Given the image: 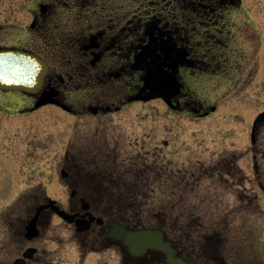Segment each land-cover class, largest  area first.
I'll return each mask as SVG.
<instances>
[{
  "label": "rangeland",
  "instance_id": "374dc122",
  "mask_svg": "<svg viewBox=\"0 0 264 264\" xmlns=\"http://www.w3.org/2000/svg\"><path fill=\"white\" fill-rule=\"evenodd\" d=\"M37 1L0 0V43L23 35ZM223 11L217 36L228 46L212 50L226 60L221 78L188 81L194 99L216 106L207 116L169 111L156 97L103 116L52 104L30 111V98L0 90L1 243L39 204L67 206L66 168L69 182L119 191L106 199L132 221L162 226L193 264H264V122L250 140L264 110V0ZM86 85L66 97L75 108L100 90L118 102L111 88ZM49 221L46 235L72 237L62 219Z\"/></svg>",
  "mask_w": 264,
  "mask_h": 264
},
{
  "label": "flooded vegetation",
  "instance_id": "af4514ba",
  "mask_svg": "<svg viewBox=\"0 0 264 264\" xmlns=\"http://www.w3.org/2000/svg\"><path fill=\"white\" fill-rule=\"evenodd\" d=\"M241 3L242 0H38L21 30L23 35L12 43L1 42L0 48L21 49L46 63L40 90L22 93L33 102L43 91H51L54 100L70 107L69 113L103 116L143 102L133 99L140 90L145 95L155 89L156 93L170 96L171 105L156 97L169 111L203 117L213 112L211 105L193 98L188 81L204 75L221 78L222 69L218 68L226 60L217 59L212 50L228 46L227 40L217 36V32L224 30L220 23L223 10ZM194 21L203 26L211 24L213 30L202 32ZM86 84L111 88L109 94L118 102L106 103L111 99L100 90L88 104L81 99L80 106L75 108L66 97L68 93L82 91ZM63 173L70 198L66 207H60L73 219L67 221L49 208L41 209L34 235L27 236V221L35 214V208L25 223L17 227L18 236L0 242V254L4 253L7 259H0V264H14L17 260V264H167L166 254L160 250L134 254L124 237L115 236L118 228L141 227L163 230L175 254L184 257L162 226L132 221L125 210L120 211L121 205L106 199L119 191L101 188L100 184L87 187L78 181L69 182L66 168ZM50 216L62 219L69 227L72 237L68 241L46 235ZM65 253L73 259L64 258Z\"/></svg>",
  "mask_w": 264,
  "mask_h": 264
},
{
  "label": "water",
  "instance_id": "95a60500",
  "mask_svg": "<svg viewBox=\"0 0 264 264\" xmlns=\"http://www.w3.org/2000/svg\"><path fill=\"white\" fill-rule=\"evenodd\" d=\"M46 68L45 62L32 53L20 49H0V88L3 90H21L26 93H35L42 85ZM161 87L162 90H164L165 83H163ZM140 92L142 91L140 90ZM139 93L133 96V98L146 100L152 97L161 96L168 104L171 105V101L169 100L170 96L163 95L162 93H156L155 89H152L145 96ZM45 94L49 95L48 98L44 96ZM47 102H54L62 108L70 110L67 105L54 100L52 98L51 91H43L42 95L38 98L31 109H35L41 104ZM211 109L213 110L214 107H211ZM262 121H264V110L259 112L253 120L251 128L252 142L255 139L256 127ZM45 207H50L67 221H71L73 219L71 214L67 213L63 209H60L59 206L55 204V200L49 199L47 203L39 205L36 208V212L33 217L29 219L26 226L27 236L34 235L38 213ZM115 232V236L124 237V241L131 253L138 254L144 253L147 249H156L166 253L167 264H188L182 257L174 255V249L170 246L169 241L164 240L161 230L141 228L138 230L128 231L123 228H118ZM17 263L18 260L14 262V264Z\"/></svg>",
  "mask_w": 264,
  "mask_h": 264
}]
</instances>
